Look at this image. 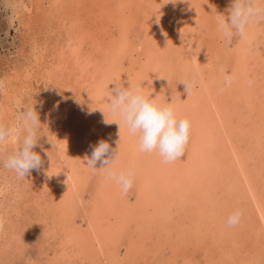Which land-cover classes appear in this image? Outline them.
I'll use <instances>...</instances> for the list:
<instances>
[{
  "label": "rangeland",
  "instance_id": "1",
  "mask_svg": "<svg viewBox=\"0 0 264 264\" xmlns=\"http://www.w3.org/2000/svg\"><path fill=\"white\" fill-rule=\"evenodd\" d=\"M230 3L231 0H183L175 4L171 0H0V79L5 81V89L0 93V121L13 124L23 108L33 105L41 123L34 151L43 161L40 170H32L25 178H17L13 172L0 167V222L3 223L0 264L89 263L83 252L77 251V241L66 243V239L69 230L85 238L89 219L96 214L101 219V210L95 213V205L105 206L113 195L109 182H105L99 170L93 172L85 164V157L90 158L101 140L112 149L118 148L119 169H131L135 174L132 189L117 195L114 202L117 200L132 218L137 217L134 209L140 199L136 188L143 179L140 175H147L149 179L145 186L151 197L145 202L144 218L125 224L118 231L121 238L114 253L121 263L116 264H264V228L249 196L237 192L239 189H230L229 180L224 181L223 175L227 173H222L221 157L213 156L211 160L204 151L201 158L207 157L206 164L211 170L203 167L205 176L199 173L201 177L196 179L195 172L201 166L195 171L189 167L191 150L187 145L184 156L172 163L174 169L170 170L174 175L170 178L157 154L140 152L138 155L133 151L132 158L128 157L132 151L130 142L123 138L119 126L114 129L116 122L105 123L116 119L102 99L114 87L111 82L116 80L124 87H142L153 98L160 97L161 102L183 104L191 98L180 81L184 76L199 81L198 73L180 75L182 70L177 62L184 56V49H189V43L193 44V51L197 50L193 52L196 62L192 60L191 65L204 66L210 71L207 74L211 70L216 72L211 73L214 81L204 84L226 112L225 117L237 113L241 109L237 106L240 101H235L237 94L233 87H225L223 77L233 76L234 65L228 55L231 57L239 46L240 38L234 37L230 45L226 44L215 23L218 13L228 15ZM156 7L162 8L160 16L166 21L150 22ZM186 12L195 17L193 27H179L175 21L176 18L187 21L184 20ZM252 28L259 33L261 47L256 49L258 53L248 52L250 49L243 57L249 70H255L258 89L251 86L253 89L249 90L256 97L249 105L244 102L240 105L244 107L241 111L250 106L245 110L250 113L243 118L247 123H252L257 109L261 111L259 116H263L257 118L261 120L259 124H253L261 134L255 140L241 141L243 145L250 141V156L246 155V145L247 148L240 146V152L247 156V176L255 179L253 184L258 187L257 193L264 205V21L252 23L248 29ZM157 34L162 35L158 40L154 38ZM166 34L172 38L168 36V43L163 45ZM146 48L155 57L158 53L165 62L160 68L165 70L166 84H161L158 95L149 87L154 67L153 64L148 67ZM107 51L110 53L103 56ZM208 77L203 74V79ZM194 91V107L201 108L204 100ZM207 112L206 116L212 119V111ZM191 119L196 128L208 127V122L202 123L200 117V121L193 116ZM13 147L9 145L4 155ZM133 158L137 165L130 166ZM226 165L228 170L236 167L228 161ZM187 167L193 173L192 183L185 180ZM69 174L79 186L76 190L70 186V201L64 203L62 186L64 182L69 185L66 181ZM171 179L174 181L170 184ZM200 186L215 191L205 195ZM197 191L200 193L196 194ZM180 192L187 197H178ZM201 199L204 200L201 202ZM115 209L106 205V213L117 222L120 216L116 206ZM236 209L242 212L240 222L228 227L226 219ZM120 214L126 218L125 212Z\"/></svg>",
  "mask_w": 264,
  "mask_h": 264
},
{
  "label": "bare ground",
  "instance_id": "2",
  "mask_svg": "<svg viewBox=\"0 0 264 264\" xmlns=\"http://www.w3.org/2000/svg\"><path fill=\"white\" fill-rule=\"evenodd\" d=\"M159 1H161V0H159ZM160 7H156L157 11H155V13L157 15L155 13H152L150 15L151 16V18H150V22L151 23L154 22V21H157V20L166 21L165 17L160 16V15H162L160 13V12H162V8H160ZM154 9H153V11H154ZM176 10H179V8H176ZM174 13H175V15L177 17H179V15H178L179 13L177 11L174 10ZM185 15H186V17L184 16L185 17L184 20H187V21H183L182 20L183 21V23H182L181 20L176 18L175 21L178 23L177 25L178 26L179 25H181V26L187 25V27L189 25H190L189 27H191V25H192V27H193L194 26V22H195V17H192V15H190V13H188V12H186ZM163 16H164V14H163ZM181 18H183V17H181ZM186 31H187V29H186ZM259 31H260V29H259ZM248 32L249 33H248V35L245 38H243V39L240 38V41L237 40L239 46H237L234 49L235 51L234 50L232 51V54H231L232 58L230 57V55H228L229 56L228 58L230 59L229 61H231V64L234 65V67L232 69H233V77L235 79L234 80L235 85H231V87H233L234 93L237 94L236 98H235V101L236 100L240 101L239 105H237V106H241V109H243L244 107L242 108V105H240V103L244 102L245 104L249 105V103L252 101V99L254 97H256V95L253 96V94H254L253 91L250 92V90H249V89H253L251 86H253L255 89H258V87H256L257 83H255V76L253 75V74H255V70H249V66L247 64H244L245 61H244V57L243 56H245L246 52L248 50H250V49L252 51H248V52H256V49L258 47L260 49V47H261V45H260L261 40L260 39L261 38H258L259 37V33L254 31L253 28H252V30L248 29ZM161 36L162 35L157 34V36H155V37L153 36V37L158 40V39H160ZM166 36H167V34H166ZM168 36H171V38H172V35H168ZM168 36L164 40L163 45H166L165 43H168V42H166L167 40H169ZM241 41H243V42H241ZM157 42H159L158 45L159 44L162 45V42H160V41H157ZM188 46H189V49L191 51L189 52L188 51L189 49H184V53H185V54H183L184 56H182V58H180L179 61H177L178 64L180 63V69L182 70V72L179 73V74L183 75L182 73H184L186 75L187 73H189L191 75V73H193V72H197L198 73L199 81L197 79H195L196 87L194 89L197 90V92L201 95V98H203V100H204L203 104L200 103V104H202V107L201 108L199 107V108L196 109V107H194V98H195V94L196 93H195V91L193 89L191 91V93L189 94L190 97L191 96L192 97L191 98H187V100L183 104H179L177 102H173L172 103V105H173V107H174V109L176 111V114L179 115V117L187 118L190 121V124H191L190 137H189V142L187 144V145H189V148L191 150L190 156H188V162H189L188 165L194 171L197 170L196 167H198V169H199L200 166H201V168H200L201 170L199 169V172H197V173L195 172V178L198 179V178H200L201 176L204 175L203 174V169H202L203 167H204L205 170H211L210 167H209L210 169H208V165L209 164L208 165L206 164L208 156L210 157V159H211V157L213 158V156H215V157L218 156V158L221 157L220 160H219L221 162L220 163L218 162V163L223 168L222 169V173H227V174L223 175L225 177L224 181L227 182V179H228L229 182H230V187H231L230 189H239V190H237V192H240L241 194L245 193L246 195L249 196L251 203H253L252 204V208L255 209V211H256V213H257V215H258V217H259V219L261 221V225L264 228V205H263L262 202H260V201H262V199L259 198L260 195L258 196V193H257L258 187L256 186V184H253V179L254 178H251L252 177L251 175H248L249 176V178H248L247 172H246V170H247L246 168L247 167L245 168V166H249L248 163H245V162H247L246 157L250 156V154H251V153H249L250 147L248 146V143L251 141L250 138L255 140V138H257L256 136L261 134L260 130L256 126H254L253 124L254 123L256 125L259 124L261 120L258 121L257 118H262L263 115L259 116L261 111H259V109H257V110L255 109L256 110L255 118L253 117V120H251L252 123H250L249 121L248 122L250 124L247 123L246 121H244L243 118L245 117V114H249L250 113L249 110L245 111L246 109H248L250 107V106H248V107H245L244 111H241V109L239 107L240 110H238L237 113H231L232 115H227V117H225L226 112L222 109V107L220 106L219 102H217V101L215 102L214 96L206 88L207 84H204L206 82L208 83V82L214 81L213 79H215V78L212 77L213 74H211V73L212 72L216 73V72H214L215 70H213V71L211 70V73L207 74L210 71L205 69L204 66H200L197 63L196 64L194 63V65H191V61L192 60H193V62H196L195 61L196 59H195V57L193 55V52L197 53V50L195 49L196 51H193V44L189 43ZM111 51H113V50H111ZM145 51H147L146 55H147L148 61L150 62L148 67L152 66V64H153L152 68L154 67V69H152V71H151L152 73L148 72V74L150 75V73H151V76L153 77V79H151L153 81H150L151 83L149 84L150 85L149 87L153 89L152 90L153 92L156 91V93H157L158 90L161 91V88H162L161 84L162 85L166 84L165 83V78H163V75L165 74V70L164 69L162 70L160 68V67H162L161 65L163 63H165V62L163 61L164 60L163 58H160L158 53H157V56L155 57V55H153L154 54L153 51H149V48L148 49L146 48ZM260 52H261V50H260ZM107 53H110V52H108V51L104 52L102 55L103 56L104 55H108ZM256 53H258V52H256ZM78 55L75 56V60H76V58L79 57ZM225 59H227V57H225ZM208 61H209V63H208ZM208 61H207V63L210 64L211 63L210 60H208ZM229 61H227V62H229ZM242 64H244V65H242ZM172 67H173V65H172ZM170 68H169V71H170ZM200 70L202 72L199 73ZM207 71H209V72H207ZM203 74H204V77H206V75L209 76V77L203 79ZM187 76H189V75L187 74ZM92 77H94V76H92ZM174 77H175V75H174ZM182 79L183 80H189L187 78L185 79V76L182 77ZM155 80H156V83H155ZM249 80L252 81L251 86H249V84H248ZM158 81L160 82V85H158L159 83L157 84ZM169 81H171V80H169ZM179 81H180V78H179ZM148 82H149V80H148ZM142 83H143V81H142ZM258 83H259V81H258ZM98 84L102 85V84H100V81L98 82ZM149 87H148L147 90H149ZM155 87H157V88H155ZM100 88L102 89V87H100ZM200 88H201V90H200ZM158 94L159 93H157V95ZM90 96H91V94H90ZM93 100H95V99H93ZM157 100H159V102H161V98L160 97H157ZM206 109L208 111H210V110L212 111L211 112V113H213L212 119L208 118L209 115H208V117L206 116L207 113H208ZM191 115L194 118L197 117V119H199V117H200L202 123H203V121H204V123H205V121L208 122V127L206 126L207 128H204L205 130L201 129L200 126L198 128H196L197 125L194 124L191 121L192 120L191 119L192 118ZM113 119H115V118H113ZM248 120H250V119H248ZM199 121H200V119H199ZM85 124H86V122H85ZM117 126H119V125L115 123V128L114 129H116ZM118 130H120V132L123 133V136H124L123 138H125V140L127 142H130L128 145L130 146V151H131V149H132V151H131L130 155L129 156L127 155V156L132 158L133 151H137L138 155H141L140 151L138 150L137 137L133 136V135H130L127 132L126 128L122 124L120 125ZM245 131H248V133H245ZM126 134H127V136H126ZM131 138H133L132 139L133 141H131ZM239 138H241V140H239ZM245 139L250 140L249 142L247 141V143L244 144L248 148L246 146H244L243 144H241V141H244ZM123 145H124V143H123ZM242 145L247 148V149H245V152H246L247 156L243 155V152L242 153L240 152V151H242L241 148H240V146L242 147ZM201 147H202V150L199 151L198 148L201 149ZM196 150H198V156H196V154H195ZM254 150H253V152H254ZM204 151H206L207 154H209V155H207L206 158H203V157L201 158V156L203 155L202 153ZM214 151H216V153H214L212 155V153ZM155 154H157V153H155ZM134 161H135L134 158H133V160H130L129 165L130 166L137 165V164H135ZM227 161L230 162V163L232 162L234 166L236 165V167L234 169H232V170H228L226 168ZM248 161H249V159H248ZM153 165L156 166V163H153ZM116 166L119 169L120 161H118ZM158 166H159V164L156 167H158ZM163 168L166 169V173L169 175L170 178L172 177V175H174V174H171V170H170V168L174 169V166L172 165V163L171 164L170 163H164ZM183 170H184V168H183ZM192 170H189L188 167H187V168H185V171H184V175H187V177H185V180L188 181L189 183L193 182L192 181L193 180L192 179V174H193ZM199 173L201 174V176L197 175ZM211 174H212V172H211ZM140 176L143 179L138 184V186H136V188L138 190L137 191V195L140 197V199H138L137 206L134 209L135 210L134 212H136L134 214L137 216L136 218L130 217V215L127 213V210L124 209V207L122 205H118L117 204L118 203L117 200H116V204L117 205L114 203L117 195H123V192L120 190L119 186L116 185L114 182H109V185L111 187L110 191L112 192L113 195H111V197H109V199H107L108 202L105 204V206H104V204H101V208H100V206H99L100 204H98V205H95V207H94L95 213L97 211L101 210V216H100L101 219L99 220V219L96 218V217H98L97 214L95 215L96 217L94 216V217H91L89 219L88 227H87V230L85 231V234H86L85 238L84 237H78L77 233L73 232V230H69L68 231V233H67L68 236H67V239H66V243H71V241L72 242L73 241H77V243H76L77 244L76 245L77 246V251L79 250V251L83 252L84 258L89 260V263H87V264H116L117 262L121 263V260H116L117 256L114 253V248L117 247V245H118L117 243H119L118 241L121 238V236L119 235L120 233L118 231L121 230L122 228H124L126 226L125 224L134 223L137 220H140L141 219L140 217L144 218V211L143 210H145V208L147 207V206H144V205H146L145 202L147 200H149L150 197H151L150 196V192H149L150 191L149 188L145 186L146 183H149V179H147V175L142 174ZM219 176H222V175H219ZM66 181H67V184H69V185H65L64 183H66V182L63 183V186H62V198H63V202L64 203H69L68 202V201H70L69 200V196H71V194H70L71 193L70 186H72V188H75V190H76L79 185L76 183V179L73 180V178H71L70 174H69V177H68V179ZM165 181L168 183V177H166ZM173 181H174V179H171V181H169L170 184ZM207 185H209V184L207 183ZM203 186H204V184H203ZM205 186H206V184H205ZM154 187H156V186H154ZM201 187L202 186H200L199 188L202 189ZM203 189L202 190H203L205 195H206L205 192L210 193V191H212V190L215 191V189H212V188L210 189L209 187L208 188L205 187ZM198 193H200V192L197 191L196 194H198ZM182 194H183L182 192L178 193V197L179 196L180 197H187V196H184ZM186 194H187V192H186ZM205 195H203V196H205ZM197 196H199V195H197ZM164 197H165V195H164ZM206 197H208V196H206ZM204 199H201V202ZM162 200H164V199H162ZM207 202H208V198H206V204H207ZM206 204L203 202V205H206ZM106 205H108L109 208L112 207L113 209H115V206H116L117 211H119V216H120L118 218L119 221L117 220V222H116V221H113V220L110 219V217L106 213L107 212L106 211ZM210 209H211V205H210ZM122 212L123 213L125 212L126 218L123 217V214H120ZM129 226H131V225H129ZM77 251L75 252V254H77ZM126 255H128V252H126Z\"/></svg>",
  "mask_w": 264,
  "mask_h": 264
},
{
  "label": "clouds",
  "instance_id": "3",
  "mask_svg": "<svg viewBox=\"0 0 264 264\" xmlns=\"http://www.w3.org/2000/svg\"><path fill=\"white\" fill-rule=\"evenodd\" d=\"M172 3L183 0H171ZM228 15L218 13L215 23L218 33L230 45L234 37L241 39L247 35L248 27L254 22L264 21V0H231ZM191 51L190 49L188 50ZM225 87H230L234 77L225 74ZM188 94L196 87L195 80H181ZM114 87L102 97L109 112L116 117L105 123L122 124L130 135L136 136L141 153H157L163 163H173L184 156L190 137V121L179 117L171 103L159 102L142 87H124L120 80L111 82ZM251 86L252 81H248ZM5 89V81L0 79V93ZM41 123L33 105L23 108L13 124L0 121V167L9 170L17 178H25L32 170H40L41 156L34 151L38 146ZM9 145L13 149L5 156ZM88 169L99 170L105 182H114L127 194L133 187L134 172L131 169L117 168L118 148L112 149L106 141H99L91 156L85 157ZM99 164V167H97ZM242 217L239 209L234 210L226 219L228 227L236 226ZM3 223L0 222V229Z\"/></svg>",
  "mask_w": 264,
  "mask_h": 264
}]
</instances>
